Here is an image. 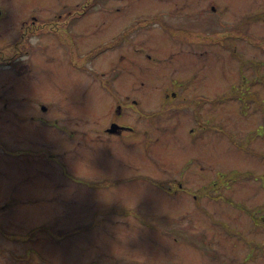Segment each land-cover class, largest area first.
I'll return each mask as SVG.
<instances>
[{"label": "rangeland", "instance_id": "1", "mask_svg": "<svg viewBox=\"0 0 264 264\" xmlns=\"http://www.w3.org/2000/svg\"><path fill=\"white\" fill-rule=\"evenodd\" d=\"M83 1L0 0V45ZM90 6L75 49L44 35L26 72L0 68L19 112L0 139L25 152L0 151V264H264V0ZM219 21L249 38L203 41ZM110 121L135 130L106 133Z\"/></svg>", "mask_w": 264, "mask_h": 264}, {"label": "flooded vegetation", "instance_id": "2", "mask_svg": "<svg viewBox=\"0 0 264 264\" xmlns=\"http://www.w3.org/2000/svg\"><path fill=\"white\" fill-rule=\"evenodd\" d=\"M93 1L94 0H90V1L86 2V0H84L79 5L71 7L70 9H68V11L66 10V11H63V13H60L61 15H59V17H47V18H41V17L29 18L28 17V18L23 19L21 27H20V31L18 33V36L16 38H14L12 41H10V43L0 45V68L2 66L3 67L10 66L16 70V73L18 75H21L24 72H26V70L29 69L31 66L29 59H26L28 57V56H26V53L29 51H32V49H34V47H35V45L32 43L31 40L33 38H39V37H42L44 35L54 34L60 39V42L66 48H68V50L72 51L71 48L75 49L76 43H75L74 33L71 30V24L75 20L80 19L82 16H84L90 10V8H91L90 4H92ZM3 9L4 8L0 6V19L3 17V12H4ZM138 23L139 24H146V21L141 19ZM138 23L134 24V22H132V25L129 28L124 30L122 34L116 36V38H114L112 41L103 44L99 48L96 47L92 51V55L97 54L99 52L98 50L101 48H109L110 46L112 47V46L117 45L119 42L122 41V39L126 38V35H128L132 29L137 27ZM219 24H221V27H223V29H224V30L221 29L223 31H220V33H221V35H219L220 38H217V39L212 38V37H214L212 33H211L212 36L207 35V37L209 36V38H208L209 40H205V39H203V37H201V38L205 42L216 41V42H220L221 44H224L225 46L228 47V45H226V43H225V38L229 37V36L234 37V35L231 34V31H228L229 29L226 28L227 25L223 24L221 21H219ZM178 31H182L183 33L188 32L190 35H192V37L189 36V39L196 40V37H200V35L197 33H191V32L186 31V30H178ZM214 32H218V30L214 31ZM215 35H218V34H215ZM88 55L79 57V60L82 61L83 63L86 62ZM81 65H78V66H81ZM0 90H5V89L0 88ZM167 95H168V93L166 94V97H167ZM173 95H174V92L172 91L171 96H173ZM35 101L37 103V109L40 112H44V111L48 112V110H50L49 106H45V105H41V108H40L39 102L45 101V100H40V99L36 98ZM7 105L8 104L3 103V101L0 98V126L1 127L4 126L3 125L4 121L7 119L6 115L9 114V115H12L13 117L19 115V112L14 107H8ZM135 105H136L135 99H132L130 102H128V101L123 102V101L119 100L117 103V109L126 108V107L135 109V107H136ZM195 113H196V111H195ZM35 115L39 119L38 113H36ZM32 116L34 118V115H32ZM51 123H52V125H54V119ZM105 130H106V133L109 132L110 134H114L116 136H123V135H126L127 133H132L135 130V128L129 124H119L115 121H110L108 126L105 128ZM1 136L2 135H0V138H1ZM46 149H49V148H46ZM39 150L32 151V152L36 155H38V154L44 155L43 154L44 148H42L41 151H39ZM0 151H2L5 155L7 154V155H11V156H17V155H21L22 153H25L22 149H8L6 143L3 142L1 139H0ZM51 155H54V157ZM45 157L52 160L56 157V155L55 154H48ZM170 192H172V191H169V193Z\"/></svg>", "mask_w": 264, "mask_h": 264}, {"label": "trees", "instance_id": "3", "mask_svg": "<svg viewBox=\"0 0 264 264\" xmlns=\"http://www.w3.org/2000/svg\"><path fill=\"white\" fill-rule=\"evenodd\" d=\"M234 32H235V33H234ZM234 32L231 33V34H233L234 36L237 34V35L243 36V37H245V38H249V35H248V36L244 35L240 29L237 30V31H234ZM260 43H261V44L264 43V39H261V40H260ZM234 95H235L237 98L242 99V94H241V95H238L237 93H235V94H230V95H228L227 98H229V97H231V96H234ZM223 97H224V96H223ZM223 97H221V99H222ZM216 100H217V99H216ZM202 101H206V100H202ZM250 214L252 215L251 212H250ZM252 216H253V218L255 219V221H256V220H257V221L259 220L254 214H253Z\"/></svg>", "mask_w": 264, "mask_h": 264}, {"label": "clouds", "instance_id": "4", "mask_svg": "<svg viewBox=\"0 0 264 264\" xmlns=\"http://www.w3.org/2000/svg\"><path fill=\"white\" fill-rule=\"evenodd\" d=\"M83 163V162H82ZM86 166H87V164H86Z\"/></svg>", "mask_w": 264, "mask_h": 264}]
</instances>
